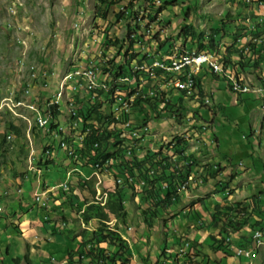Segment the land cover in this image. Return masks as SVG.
Instances as JSON below:
<instances>
[{
    "label": "rangeland",
    "instance_id": "1",
    "mask_svg": "<svg viewBox=\"0 0 264 264\" xmlns=\"http://www.w3.org/2000/svg\"><path fill=\"white\" fill-rule=\"evenodd\" d=\"M244 2L199 0L195 7L189 9L171 5L159 9L160 3L157 0H119L117 4L102 5L101 8L107 10V17L101 19L97 15L96 0H23L19 13L18 5L13 6V0H0V100L12 97L28 103L36 102L38 110H43L47 102L55 99L57 82L74 68L95 63L99 78H104L101 65H104L106 54L114 60L115 68L124 53L125 58L135 53V58L140 59L144 55L158 57L162 54L173 55L183 50L196 49L217 51L222 59L226 57L230 60L228 65L234 69L235 75H242L243 83L248 82L252 87L259 86L258 82L264 75V54L258 53L260 56H257L244 49L247 54L242 59L243 66H239V50L244 48L248 41L264 43V23H255L257 15L264 16V4L258 0ZM10 6L14 9L11 10ZM17 13L25 17V20L20 19ZM247 18L255 24V29L247 30ZM186 24L200 36L192 43L186 41L185 35L180 33ZM129 38L134 40L133 43L130 44ZM113 42L117 44L111 45ZM172 60L181 59L175 57ZM130 64L136 66L134 62ZM31 65L34 66L32 74L33 68L29 67ZM153 66H164L165 71H174L173 64L172 67H167L164 62H154ZM221 71L219 66L218 72ZM91 74L89 71L86 76L90 77ZM260 75L262 77H259ZM219 76L218 78L216 75H205L200 83V92L193 98L180 97L165 81L156 84L145 83L147 90L157 86V100H168L169 106L167 110L158 113H155L154 109L150 110L153 117L148 119L149 132L141 143L142 152H161L165 157H171V146L180 138L184 140L182 146L186 156L191 155L195 163H191L192 171L184 187L178 190L176 203L155 218L151 228L147 227L142 218V211L146 207L145 204H138L140 196L134 195L129 199L125 196L127 222L133 227L134 233L129 232L133 233L132 235L138 234L135 239L137 243L129 242L138 264H142L141 261L147 257L158 264H172L175 253L174 238L171 235L175 233L177 237L180 235V238H184V243L192 241L191 236L201 230L199 235L202 241L199 246L207 251L210 247H215L209 235L215 237L222 222L211 225L208 220L216 205L238 202L249 204L256 194L260 195L261 204H264V104L257 101L247 110L246 105L237 99V94L230 92L223 76ZM94 79L96 81V72ZM108 80L109 78L104 82ZM104 82L99 83V89L108 91L109 87L105 88ZM127 84L128 76L117 78L110 87L114 88V96L112 92L110 98L117 103L120 100L116 99L118 97L122 100L126 98L125 100L130 102L128 100H131L132 96H126L122 89V86ZM65 87L63 104L60 105L61 121L68 117L69 102H72L76 110L88 104L86 91L73 88L72 82H68ZM244 97L242 95L240 99ZM96 98L104 101L105 97L100 93ZM107 101L109 104L105 106L104 103L102 108L109 114L115 109V105L111 106L110 101ZM122 106L121 104L119 109L120 116L127 114L130 109ZM157 106L161 108L159 102ZM16 110L19 112L18 116L5 113L0 118V237L4 236L5 232L12 250L9 255L1 251L3 264H17L11 257L14 254L13 246L19 248L20 245V259L23 260L24 257V242H21L23 237L6 224L3 221L5 218L2 217L9 210L11 200L17 196L24 198L25 203L21 211H24L28 204L33 208L34 193L45 189L42 180L59 184L64 173L63 169L58 168L59 164L70 168L75 166L67 163L68 160L65 161L68 159L65 152L59 149L58 156L61 158L55 157L50 167L44 168L42 165L45 160L41 155L45 150L57 149L58 140L52 138L54 140L51 141V134L44 135L36 127L35 112L25 106H19ZM115 114L114 117H118V114ZM139 115L140 113L133 110L129 118L133 121L135 117V124H140ZM238 117L245 120L242 121ZM129 124V120H124L121 126L124 130L132 131L127 126ZM62 125L66 128L65 141L71 147L76 146L73 141L81 134L83 122L79 121L77 128L73 127L70 120ZM133 132L135 138L143 135L135 129ZM31 149L33 155L29 162ZM181 157L176 156L172 161L180 162ZM59 159L61 161L58 166L54 165ZM134 190L139 188L135 187ZM75 194L79 198L88 196L92 199L89 189H79ZM46 196L50 197L46 201L47 206L41 208L50 212L49 208L55 206L51 212L57 213L59 209L56 206L59 204L52 199L54 193L47 192ZM193 202L196 203L193 205ZM249 206L251 205L247 208H251ZM61 216L55 218V221L61 222ZM77 222L80 223L79 219ZM82 222L80 225L90 229H83L87 232H91L95 227L93 222ZM248 228L249 225L243 229ZM78 231L79 229L76 230ZM129 235L126 234L127 237ZM139 236L142 237L140 241ZM247 237L246 234L242 237L244 243H247ZM165 245L164 254L161 249ZM201 249L199 257H203V261L198 259L201 263L206 264L212 260L218 264L213 258L214 251L207 259ZM218 251L221 249L216 252ZM138 254L140 257L136 256ZM30 255L33 264H40L39 259L43 257L38 251L32 250ZM53 255L58 258L56 253ZM261 255L263 256V253ZM48 257L49 255L44 256L46 259ZM179 258L182 263V257ZM195 262L192 260L191 264ZM229 262L225 260L224 264Z\"/></svg>",
    "mask_w": 264,
    "mask_h": 264
},
{
    "label": "trees",
    "instance_id": "2",
    "mask_svg": "<svg viewBox=\"0 0 264 264\" xmlns=\"http://www.w3.org/2000/svg\"><path fill=\"white\" fill-rule=\"evenodd\" d=\"M96 1L98 3L96 10L97 15L101 19H106L107 17V10H105V8H101L103 4L110 5L119 3V0ZM157 1L160 3L159 9H165L170 5L189 9L191 7H195V5L199 3V0ZM258 1L264 3V0ZM184 12L186 13L187 11ZM221 29L226 31L223 28ZM180 33H183L185 35L186 41H189L190 43L196 40V38L199 39L200 37L199 35L195 34L194 30L191 29L189 24H186ZM129 40L130 44L134 41L130 38ZM112 44L116 45L117 43L113 42L111 45ZM200 45H202V42ZM260 45L262 46H258L257 43L249 42L248 52L254 53L255 55L258 53L264 54V43H261ZM212 51L216 52L215 50ZM243 53V50L240 49L239 55L241 62L239 63V66H243L244 64L242 60L244 58ZM131 54L129 57L125 58L126 53H124L121 63L118 62L115 68L114 60L110 59L108 54H106L104 57L108 59L106 62H108L110 69L115 71L114 75H121L122 73L131 72L132 67L130 62L134 61V59H136L135 57H137V54ZM258 56H260V54H258ZM143 58L145 59L144 56ZM137 60L138 64H140L141 59ZM229 61L230 60L224 57L225 64H229ZM225 64L224 67H226ZM103 68L104 70L109 69L107 66ZM135 75H137V72H135ZM217 77L219 76L217 75ZM235 78L238 79L236 76ZM193 80L194 85L197 86L198 92H200L201 84L197 79L195 80V78H193ZM227 80L229 86L231 87L232 85L230 80L228 78ZM258 84H263V80L259 81ZM122 89L125 93L128 92L127 87L125 88L122 86ZM98 93L100 94V92ZM133 95L134 94L131 96ZM182 95H185L184 91L180 93V97H182ZM242 95L245 97L240 99ZM189 97L193 98L195 97V94L193 93L192 95H189ZM237 99L240 103L246 105L245 107L247 110L251 109V107L254 106L257 101H263L262 97H259L258 94H255L254 92H247L246 94L238 93ZM98 100V98L91 100L89 99L88 104L77 111V116L82 119L84 127L87 126V121H91V124L88 125L90 127L89 131H86L85 128L82 129V131L85 132V136L79 148L77 156L79 159L78 161L84 162V167L99 163L101 167L104 166L106 169L112 170L114 175L125 174L127 175L125 182L126 184L119 185L116 182H105L104 189L108 194V198L104 205L96 204L93 201L89 204H86V197H82L83 202H81V204H77L78 211L82 210L83 205L86 204L81 213V219L85 223L93 222L95 228L91 232L84 230L81 233V240L78 243V247L74 250H68L65 264H138L136 259L133 258L132 254L129 253V244L124 239H122L120 234L117 232V226L114 227V230L110 229L107 222L110 221L111 218H115L116 220L125 223V218L127 216V211L124 204L125 196L129 198V196L131 197L136 194L140 196V203L138 204H145L146 208L142 211L143 220L145 221V224L148 226V228H151L154 223L153 220L157 218L162 212H165L168 207L173 206L178 200L179 194L177 192V188L185 183L186 178L192 171V166L194 165L195 160L193 161L191 155L186 156L184 151L185 148L182 146L184 140L180 138L177 139L176 142L171 146V157H165L161 152H157L156 154L144 152L141 156H139L136 155L134 151H132L133 156L129 159H126V150L125 148H122V146H125V142L117 139L119 134L113 130V128L111 129L109 127L110 124L115 120L111 119L110 114L104 112V108H102V106L105 100H100V102H98ZM157 102L163 103V106L158 108ZM133 105H136L135 110L140 113V116L142 117L141 123H144L147 122L151 116L153 117L150 110L154 109L155 113H158L162 110H167L169 102L168 100L165 101L163 99L157 100V98L136 97L133 100ZM49 109L54 116L59 114L57 105L50 106ZM238 118L242 119L241 117ZM104 119L105 121L102 122ZM244 120L245 119H242V121ZM10 127L14 128L12 125H10ZM95 143H97V146L94 145ZM56 150L57 149H54L49 153V157L45 159L44 167L49 168V165L55 161L54 158L58 157L59 152ZM176 156H182L179 160L180 162L172 161V159ZM71 160L75 162V159L71 158ZM93 181L94 179L86 180L81 176H78L76 182L70 184L68 189H59L58 198L62 200L63 204L71 207L73 205L71 199L75 196L73 191L76 188L79 187L82 190L89 189L90 195H94ZM160 183L165 184V186L160 185ZM135 185H140L139 190H134ZM248 203L251 205L249 206L251 208H247L249 204H246L245 202L234 203L235 206L234 204L227 203H224L223 206L216 205L215 210L210 213L211 219L209 220V223L211 225H218L222 222L221 230L219 232L220 234L227 232V227H229V229L235 233L243 231L244 226L249 225V230L247 232H243L248 234V236L250 235L251 231H254L257 228L261 230L264 229V226H261V223L264 220V204H261L262 202L260 201V195H254L252 197V201ZM12 227L15 229L16 226L12 224ZM201 227H203V225H201ZM60 231V228L55 229L53 226V233H60ZM244 235L245 234H241L242 237ZM210 238L215 244V247L211 249L214 251L219 249L226 251V246L223 245L224 238L221 237L220 239H217L214 236H210ZM189 242L190 246H188L187 249L191 251V255H188L185 252V254L188 256L186 263L191 264V261L193 260L196 261L195 264H205L201 263L199 260L197 261V259L200 258V240H193ZM179 244L180 241L175 240L174 247L177 250L175 251L176 258H178L179 255H183L182 253L178 252L180 249ZM136 256L140 257L139 254ZM204 258L208 259V254H205ZM150 261V258L147 257L141 262L142 264H158L157 262Z\"/></svg>",
    "mask_w": 264,
    "mask_h": 264
},
{
    "label": "clouds",
    "instance_id": "3",
    "mask_svg": "<svg viewBox=\"0 0 264 264\" xmlns=\"http://www.w3.org/2000/svg\"><path fill=\"white\" fill-rule=\"evenodd\" d=\"M245 2H251V1H256V0H244ZM21 2H23V0H21ZM244 2V3H245ZM260 2V1H259ZM262 4H264V3H262ZM22 6V5H21ZM21 6H19L18 7V13H19V10H20V8H21ZM18 13H17V15H18ZM19 16V15H18ZM20 17V19H22V18H24L23 20H25V17H23V16H19ZM246 21H248V23H247V30H253V29H255V24L249 19V18H247L246 19ZM23 23L25 22V21H22ZM256 24H260V23H264V16L262 15V16H259V15H257V17H256V22H255ZM249 42H251V41H248L245 45H244V48H240L241 50H243V52H244V49L245 50H247L248 49V43ZM252 43H257L256 42V40L255 41H253ZM257 45L259 46L260 44L259 43H257ZM243 46V45H242ZM196 51L197 52H199L200 50H197L196 49ZM201 51H203V50H201ZM204 51H210V52H214V51H212V50H204ZM214 53H216L218 56H219V58H221V60L223 61V68L224 69H227L228 71H230L234 76H236L241 82H242V75L240 74L239 75V73H237V75H235V71H234V69L233 68H231L230 67V65H228L227 63L225 64V62H224V58L222 59V57L218 54V52L216 51V52H214ZM244 54V58L246 57L245 55L247 54V53H243ZM257 56H258V54H256ZM144 57H145V59L142 57V58H140L141 59V62L143 61V60H146L147 58H150V56H148V55H144ZM239 57H240V55H239ZM152 58V57H151ZM243 58V59H244ZM240 59V58H239ZM107 61H108V59H106ZM106 60H104L103 61V64L104 65H101V68H102V73L103 74H105L104 76H105V80H107L108 78H109V80L108 81H106L105 83L108 85V86H110L111 85V83H112V81L118 76V75H114V70H111L110 69V67H109V65H108V62H106ZM135 61H132V62H135V63H138V60H137V58L136 59H134ZM232 62V61H231ZM119 63H121V58H120V60H119ZM131 63V62H130ZM224 64H225V66L226 67H224ZM117 65V64H116ZM131 65V64H130ZM89 66H91V67H93V68H96V65H95V63L93 64V65H90V64H87L85 67H80V68H74L73 70H76V69H84V68H89ZM105 66H107V68H109L108 70H104V68L103 67H105ZM238 66V65H237ZM132 67V66H131ZM238 69H240V67L238 68ZM73 70H71V71H69V72H67V73H65V75H67V74H69V73H71V72H73ZM237 72H238V70H237ZM155 73L160 77V73H159V71H155ZM123 75H130L131 77H134V81H133V83H132V85H131V87H129V84H127L126 85V87L127 88H129L128 89V92L126 93V96H128V97H130L132 94H134L135 92H137V91H139L140 92V94L138 95V96H136V95H133L132 97H131V100H130V109L128 110V112H127V114H122L120 117H119V119H115L114 118V116H113V112H114V109L112 110V112H110L109 114H110V117H111V119H113V120H115L114 122H112L111 124H110V128L112 129L113 128V130H115L118 134H119V136L117 137V139H120V140H122V141H124L125 142V146H122V148H125V154H126V159H129V158H131L132 156H133V153H132V151H134V153L136 154V155H139V156H141L142 155V153H144L145 151H143L142 152V145H141V143H142V141L145 139V136L148 134V132H149V129H148V121L147 122H144V123H141L142 122V117L139 115V117H140V119H141V121H140V124H138V123H136L135 124V122H134V120H135V117H134V120L132 121V120H130V118H129V115H131L132 114V111L133 110H135V107H136V105H133V100H134V98H136V97H141V98H147V97H150V98H157V91H158V89H157V86H156V88H154V89H148L147 90V88H148V86H147V84H145V83H149V84H151V83H162V82H167L168 81V78H170V77H167V78H164V77H160L158 80H153V79H150L149 77H148V75L145 73V72H140V73H137V75H135V72H132V70H131V72H128V73H122ZM121 74V75H122ZM207 75V74H210L211 76L213 75V74H215V73H212V72H208V71H204L203 73H202V77L198 80L199 81V83H201L202 81H203V78H204V76L205 75ZM64 75V76H65ZM139 75H141V77H139ZM216 76L218 75H220V74H215ZM221 75L224 77V80H226V82H227V85H228V89H230V86H229V84H228V80H227V78H226V76L224 75V74H222L221 73ZM238 75L240 76V78L238 77ZM63 76V77H64ZM263 76V77H262ZM260 75L259 77H262L263 79H261V80H263V84H264V75ZM63 77L60 79V80H62L63 79ZM220 77V76H219ZM218 77V78H219ZM60 80L57 82V86H56V92H55V99H53L52 101H49V102H47L46 103V105L44 106V109L43 110H38V108H37V103L36 102H25L24 100H21V101H23L24 102V104L25 105H18L17 107H15V109L16 108H18L19 106H25V107H27V108H29L28 106H26L27 104H33L34 105V107H35V110H33V109H30V110H32L33 112H35L36 113V115H35V125H36V127L45 135V134H51V137L49 138V139H51V141H53L54 139H52V138H57V140H58V148H57V150H58V152H59V149L61 150V151H64L63 149H61L60 148V143L62 142V141H64L66 144H67V142L65 141V134H66V128L65 127H63V125H62V123H65L67 120H70V121H72L73 123L74 122H76V125H77V123L80 121V122H82V119L80 118V117H78L77 116V111L79 110V109H82L83 107H81V108H79V109H77L76 110V108H74L75 109V115L73 116V117H70L69 116V113H68V117L67 118H64V119H62V121L61 120H59V117H60V105H61V103L63 104V93H64V89L66 88L65 86L68 84V82H72V84H73V88H77L78 90H83V91H86V93H87V95H88V100L90 99H96V97L99 95V93L98 92H100L102 95H103V97H105L104 98V100H105V102L104 103H106L105 104V106L107 105V104H109V102L107 101V100H109L110 101V105L111 106H114V100H113V98H110L109 97V95L114 91L112 88H109L108 89V92H105V91H103V90H88L86 87H85V81H84V79H83V77H79V76H73L71 79H69V80H66V82H65V84H64V89H63V91H62V94H61V97L58 99V101L56 102V103H52V104H50L51 102H54L56 99H57V94H58V92H59V82H60ZM261 80H259V81H261ZM243 83V82H242ZM244 83H248V82H244ZM259 83V82H258ZM148 84V85H149ZM250 84V83H249ZM251 85V84H250ZM259 85H262V84H259ZM81 86H83L82 88H80ZM170 89H173V90H175L176 92H178L179 94L182 92V91H184V90H178V89H175V88H173L172 86H170L169 87ZM154 91V95H150L149 94V92L150 91ZM196 90H197V86H196ZM230 92H232L231 91V89H230ZM184 93H185V95H182V97H185V98H187V97H189V95H192L193 93L195 94V95H197L199 92H198V90H197V92H192V93H190V94H187L185 91H184ZM232 93H234V94H240V92H232ZM241 94H246V93H241ZM256 94V93H255ZM259 97H262V100L263 101H261V103H263L264 104V99H263V97H264V95H262V96H260V95H258ZM122 97H124L125 98V96L124 95H122ZM12 98V97H11ZM126 99V98H125ZM13 100L14 101H18V100H16L15 98H13ZM1 101V100H0ZM98 102H100V100H98ZM55 105H57L58 106V111H59V114L57 115V116H54L53 115V113L51 112V110L49 109V107L50 106H55ZM67 106H68V108H69V103L67 104ZM159 106L160 107H162L163 106V103H160L159 102ZM6 112H2V113H0V118H1V116L3 115V114H5V113H8V114H12V115H14V116H18L19 115V112L16 110V112L18 113L17 115H15V114H13L8 108H6ZM69 112V111H68ZM38 113H40L42 116H47L48 114H49V122H48V125H47V127L46 128H40L38 125H37V123H36V118H37V115H38ZM121 119H124V120H129L130 121V124L132 125V129H138V130H142V133H143V135L141 136V137H138V138H134V139H130V138H128L127 137V135L126 134H123V136H121V131H120V125H121V123H122V121H124V120H121ZM105 121V119L102 121V122H104ZM134 122V123H133ZM89 124H91V121H87V126H83L82 127V129H84L85 128V130L86 131H89L90 130V127L88 126ZM76 125H74L73 124V127L75 128L76 127ZM60 127H62V129L60 130L59 128ZM65 129V130H64ZM146 129V130H145ZM81 137V139H79L78 137ZM78 137H77V139L76 140H74L73 142H74V145H76V146H74V147H77V156H78V152H79V148H80V146H81V142L83 141V139H84V136H85V132L84 131H82L81 130V134L79 135ZM68 145V144H67ZM95 146H97V143H95L94 144ZM69 147H71L70 145H68ZM56 150V151H57ZM128 150H130L131 151V154H128L127 153V151ZM137 150H140V152H137ZM50 152H52V150L51 151H49V150H45L44 152H43V154L41 155L42 156V158L45 160L46 158H48L49 157V153ZM65 152V151H64ZM65 156H66V158H68L70 161H71V164H74L75 166L74 167H72V168H78V169H80V171H73L72 172V177L71 178H69L68 179V182H67V188H64V189H68L69 188V186H70V184H72V182H70L73 178H75V182H76V180H77V178H78V176H81L83 179H86V180H88V179H94V185H93V189H94V195L92 196V199H91V197H90V199L88 198V196H86V201H87V203L86 204H89V203H91L92 201L93 202H95L96 204H99V203H97L96 201H95V193H96V188H95V185H96V181H97V177H95V176H91L90 178H85L86 176H90L91 174H92V172H93V165H90V166H88L89 168L91 167V171L89 172V173H87V174H85L84 173V171L82 170L83 168H85L84 167V162H82V161H78L79 159H78V157H77V160H75V162L73 161V160H71V157L70 156H67L66 155V152H65ZM111 162V161H110ZM112 162H114V161H112ZM56 163V162H55ZM55 163H54V165H55ZM43 167H44V164L42 165ZM44 168H46V167H44ZM72 168H69V169H66L65 171H64V173H63V178L61 179V182L65 179V176H66V171H69L70 169H72ZM134 170H136V169H134ZM82 172V173H81ZM98 173L100 174V181H101V186H102V189L105 191V189H104V183L105 182H116L117 184H119V185H124V184H126L125 182H126V179H127V175H125V174H116V175H114V172H112V170H108V169H106L104 166L103 167H101V165H99V168H98ZM78 175V176H77ZM112 175V176H111ZM188 177H190V175L188 176ZM187 177V178H188ZM186 178V179H187ZM118 179H121V182H118L117 180ZM60 182V183H61ZM186 182V181H185ZM141 185V184H140ZM140 185H135V187H138V188H140ZM160 185H162V186H165V184H161L160 183ZM43 186H45V189H41L40 191H38V192H36V193H34V195L35 194H40V193H44V195L42 196V201L44 202V205H42V203L40 204V203H38L36 200H35V197H34V201H35V203L36 204H38L40 207H46L47 205H46V201H47V199H49V197H47L46 196V194H47V192H49V191H52V190H54V189H57V192L59 191V189H61V188H63V187H61V186H59V184H51L50 182H48V181H45V180H43ZM184 187V184H182L180 187H178L177 188V192H178V190H180V189H182ZM46 188H51V189H46ZM79 188V187H78ZM79 189H81V188H79ZM75 191V190H74ZM73 191V192H74ZM106 192V191H105ZM107 193V192H106ZM75 194V193H74ZM226 194V193H225ZM79 195H80V192H79ZM227 195H228V193H227ZM75 196H77V198H79V196L78 195H76L75 194ZM134 196V195H133ZM137 196H139V195H136L135 194V197H137ZM81 197V196H80ZM130 197V196H129ZM132 197V196H131ZM82 198V197H81ZM107 198H108V194H107ZM107 198H106V202H107ZM83 199V198H82ZM127 199H129V198H127ZM83 202V201H82ZM105 202V203H106ZM104 203V204H105ZM126 203V200H125V202H124V204ZM85 204V205H86ZM103 204V205H104ZM227 204H234V203H227ZM85 205H83V207H82V210H80V211H78V212H80V217H81V213H82V211H83V208H84V206ZM101 205V204H100ZM193 205H194V203H193ZM234 206H235V204H234ZM128 214V213H127ZM209 217H210V214H209ZM45 218H46V216H45ZM126 218H127V216H126ZM125 218V219H126ZM143 218V217H142ZM211 219V218H210ZM209 219V220H210ZM82 220V219H81ZM208 220V221H209ZM83 221V220H82ZM201 219H200V223H201ZM207 222V221H206ZM203 223V222H202ZM107 224H108V227L110 228V229H113L114 230V227L115 226H117V228H118V233L120 234V236H121V238L122 239H124L126 242H127V239L126 238H128L127 236H126V231H129V226H131L130 224H127V227L125 228L126 230H123L124 229V224L121 222V221H119V220H116L115 218H111V220L110 221H108L107 222ZM109 224H112V226H109ZM208 224H210L209 222H208ZM202 225V224H201ZM261 226H262V223H261ZM148 227V226H147ZM218 228V227H217ZM120 229L122 230L121 232L122 233H120L119 231H120ZM215 230H217V229H215ZM220 230H221V227H220V229L218 230V234L216 235V234H214V235H216L215 237L217 238V239H220L221 237L222 238H224V241H223V245L224 246H226V251H222L221 250V252H222V257H224L225 258V256H232V257H234V258H238V259H241V260H244V261H246L247 262V264H255V261L256 260H258L259 259V255L261 254V253H263L264 254V252H263V249H264V229H259V228H257V229H255L254 231H251L250 232V235L247 237L248 239H246V242L247 243H244L243 242V239H242V237H241V234H246V233H243V232H247L248 230H249V228H248V230H244L243 229V231H240V232H232L230 229H229V227H228V229H227V232H223V233H219L220 232ZM164 231H166V229H165V224H164ZM201 231V230H200ZM256 231H261V233H262V236L259 238V240L262 242V245H260V246H256V240L253 238V234H254V232H256ZM167 232H168V230H167ZM173 233V232H172ZM125 236L126 238H123V236ZM246 235H248V234H246ZM172 237L174 236V238L176 239V240H179L180 241V248L182 247L183 248V251L184 252H180L179 250H178V252L179 253H182L183 255H179V257L181 256L182 257V259H183V262L181 263L180 262V260H178L177 258H176V256L174 257V259H173V263L172 264H187L186 263V261H187V255L185 254V252L188 254V255H191V251H189L187 248H188V246H190V242L189 241H185L184 243H182L183 242V240L182 239H184V238H180V235L177 237L176 236V233L173 235H171ZM209 236H213V235H209ZM202 238V237H201ZM201 238L199 237L197 240H194V241H198V240H200V242H201ZM192 239V241H193V238H191ZM128 243V242H127ZM129 244V243H128ZM175 244V243H174ZM174 244H173V247H174ZM201 244V243H200ZM130 245V244H129ZM261 246H263V247H261ZM201 247L202 246H200V249H201ZM237 248H244V249H249V250H255L256 252H257V256L255 257V258H246V257H242V256H237L236 255V249ZM261 248H262V250H261ZM202 249H204V247H202ZM201 249V250H202ZM164 250V249H163ZM165 250H166V248H165ZM164 250V251H165ZM204 250H206V249H204ZM209 250H211V253H212V251H214L213 249H211V247L209 248ZM163 251V252H164ZM175 251H177L176 250V248L174 247V253H175ZM203 251V250H202ZM177 252V253H178ZM214 252H216V251H214ZM227 252V253H226ZM203 253H205L204 251H203ZM206 254V253H205ZM171 255V254H170ZM169 255V256H170ZM209 257H210V255H209ZM201 258H203V257H201ZM135 259V258H134ZM197 261H198V259H197Z\"/></svg>",
    "mask_w": 264,
    "mask_h": 264
},
{
    "label": "crops",
    "instance_id": "4",
    "mask_svg": "<svg viewBox=\"0 0 264 264\" xmlns=\"http://www.w3.org/2000/svg\"><path fill=\"white\" fill-rule=\"evenodd\" d=\"M66 160H68L67 163L71 164V161L69 159H65V161ZM59 161L61 160L59 159L58 161H56L55 163L56 166H58ZM58 168L63 169V171H65L70 167H68L67 165L62 166L59 164ZM82 170L84 171L85 174H87L91 171V167L90 168L85 167ZM37 180H39V178ZM70 182L75 183V178H73ZM46 189H51V188H46ZM77 190L79 191V188H76L74 193H76ZM49 192L54 193V198L52 199L55 200V203L59 204L56 206L59 209L57 213L60 212L58 215H55L57 213L51 212L54 211L53 208H55V206H52L50 208L48 207L50 211L48 212L47 210L41 208L38 204L34 203L35 201L33 202V208L32 207L30 208V205L28 204L29 206L27 205V208L24 211H21L23 209L25 201H23L24 198H20L19 196H17L13 200H11L8 207L9 210L4 214V216H2L5 218V220L3 221H5L6 224H9L10 227L12 226V224H14L16 226L14 231H17L18 233H20V236L23 237V241H21L24 242L22 248L24 250L23 260L20 259V256H22V254L21 255L19 254L20 245L19 248L18 246L17 248H14L13 246L14 254H12L11 257L13 260L17 262V264H33L30 255V251L32 250L38 251L40 255H42L43 258L39 259L40 264H65L68 250H74L78 247V243L81 240V233L84 231L83 229L90 230L88 227H85L82 224L80 225V223L83 222L80 217V212L77 211L78 210L77 204H81L82 198L77 199V197L74 196L71 199L73 203L71 207L66 206L65 204L63 206L62 200L58 198L59 194L57 192V189H54ZM59 216H61L62 219L61 222L55 221V218ZM78 219L80 223L77 222ZM123 224L125 226L123 230H126L125 228L127 227V224H129L127 222V218L125 219V223ZM53 226L55 227V229L60 228L61 230L60 233H53ZM77 229H79L78 232H76ZM121 231L122 230L120 229L119 232L122 233ZM129 231L133 232V227L129 226ZM129 231H126L127 234H130L129 237L126 238L125 236L122 235L123 238H126L128 243L130 241L136 242L135 239L138 237V234L132 235L134 232L131 234ZM199 233L200 231L196 235L191 236L193 240H197L201 236L199 235ZM140 238L142 237L139 236L138 239L139 241ZM175 240L176 239L174 238V243ZM8 241L9 240L4 232V236L0 237V264H3V260H4V258L1 255V251H5L7 255H9L10 251H12ZM165 248L166 245L164 246L163 249ZM202 250L205 251L206 254L212 255L211 250L209 249L208 251L204 249ZM138 252L142 253L141 250H138ZM165 252L166 251H164L163 253L165 254ZM55 253L58 255L57 259L53 255ZM129 253L132 254L134 258L131 249H129ZM218 253L214 252V257H213L218 261V264H224L225 260L230 261L229 264H234L236 262H238L239 264H247L246 261L238 258H234L232 256H225L224 258L222 257L221 251L220 252L218 251ZM48 255H49L48 259L44 258V256H48ZM146 256L147 255H145V257ZM259 256L260 257L258 260L255 261V264H264V254L263 256L261 254ZM177 259L180 260L179 257ZM206 264H217V263L210 260Z\"/></svg>",
    "mask_w": 264,
    "mask_h": 264
},
{
    "label": "bare ground",
    "instance_id": "5",
    "mask_svg": "<svg viewBox=\"0 0 264 264\" xmlns=\"http://www.w3.org/2000/svg\"><path fill=\"white\" fill-rule=\"evenodd\" d=\"M18 41L20 42L19 39H18ZM194 51H195V53H202V56H209V55H212V54H216V53L210 52V51H199V52H197L196 50H194ZM176 54H179V55H176ZM176 54L170 55V60H172L175 57L178 58V59H181V60H188V59L193 58V50H183V51L178 52ZM174 55H176V56H174ZM216 56H217L218 60L221 61V63H219V66L221 67L222 71L218 72L219 71L218 69H214V70L211 69V72L215 73V74H221V73L224 74L226 76V78H228L230 80V82H231L232 86L230 87V89H231L232 92L247 93L248 89L250 91H257V86L252 87L249 83H240L239 80L236 79L235 76L230 71H227V69L223 68V61L221 60V58H219V56L217 54H216ZM159 60H169V55L162 54L161 56H159ZM154 62H158V61H148V58H147L146 60H143L140 64L137 63L135 67L132 66L133 67L132 68V72H137V73L145 72L147 75H149L150 72H154V71H159V73H174L173 70L165 71L164 66H162V68H160V66H158V67L153 66ZM164 63L166 64L167 67H172V63L171 62H164ZM173 67H174V65H173ZM94 69L97 70L96 68H94ZM95 70H92L91 68L82 69V77L87 79V82H85L86 83L85 87L89 91L91 90V86H95V83H96V81L94 79ZM185 70H186V63H179V64L175 65V73H184ZM89 71L92 72L90 77L86 76V73L89 72ZM32 76H34V75H32ZM73 76H79V71L78 70H73V72L65 75L63 77V79L60 80V82H59V92L57 94V99L54 102H51L50 104L56 103L58 101V99L61 97V94H62V91L64 89V84H65L66 80L71 79ZM121 76H128V75H123V74L122 75H118L112 81L110 86H108L104 81H100V82H104L106 84L105 88L106 87L110 88L113 85L114 81H116V79L121 77ZM160 77H161V75H160ZM160 77L157 74H153V80H158ZM201 77H202L201 65H193V74H187V81H192L193 82V88H196V86L194 85L193 78H195V80L196 79L199 80ZM172 87L175 88V89L181 90V85H174ZM235 87H237V88H235ZM112 89L114 90V88H112ZM94 90H103L105 92H108L105 89H94ZM139 93L140 92L137 91V92L134 93V95L137 96V94H139ZM190 93H192V92H187V94H190ZM112 96H114V91L112 93ZM109 97H110V95H109ZM116 99H120L119 101H126L125 99L122 100L119 97L116 98ZM128 101H130V100H128ZM113 104L115 105V108H116L117 102L114 101ZM122 105H123L122 108L123 107L130 108V102H127V104H122ZM68 111H69V116L70 117H72L73 114L75 115V109L73 107L72 102H69ZM114 115H116L115 112H113V116ZM119 116H120V114H119ZM114 118L118 119V117H114ZM46 121L49 122V114L46 116ZM36 123L39 126V116H37V118H36ZM126 124H127V122H126ZM127 126L130 127V124L127 125ZM59 129L61 130L62 127H60ZM119 129L120 130H124L121 125H120ZM135 130H138V129H135ZM129 131L128 130H124V134H126L128 138L134 139L135 137L133 136V134L135 132H133V131L129 132ZM138 131H140L142 133V130H138ZM78 138L81 139L80 136ZM60 148L63 149L66 152L67 156H70L71 158L75 159V149H76V147H69L64 141H62L60 143ZM137 152H140V150H137ZM127 153L131 154V151L128 150ZM32 155H33V151H31V160H32ZM94 168H99V163H95L94 164ZM73 171H79V169L77 167L76 168H72L69 171H66V173H72ZM117 181L121 182V179H118ZM100 183H101L100 177H97V181H96V185H95V188H96V193L95 194H100L103 191L102 186H101ZM59 186H61L63 188H67L66 176H65V179L61 183H59ZM43 194L44 193L42 192L40 194H35V195H42L43 196ZM106 198H107V193L104 191L103 199H97L95 201L97 203L103 205L106 202ZM42 205H44L43 201H42ZM261 236H262V233H261V231H259V237H255L254 238L256 240V246L262 245V242L259 240V238ZM179 251L182 252L183 248L181 247ZM256 256H257V252L255 250H252V258H255Z\"/></svg>",
    "mask_w": 264,
    "mask_h": 264
},
{
    "label": "built area",
    "instance_id": "6",
    "mask_svg": "<svg viewBox=\"0 0 264 264\" xmlns=\"http://www.w3.org/2000/svg\"><path fill=\"white\" fill-rule=\"evenodd\" d=\"M13 4H14L13 6L18 5V7H19L22 5V2H21V0H13ZM10 9L13 10L14 8L12 6H10ZM148 61L171 62L174 65V73H160L161 77H164V78L170 77V78H168L167 84L169 86L181 85V90H184L186 93L187 92H197L196 88H193V82L187 81V74H193V65H201V73H203L205 70L208 72H211V69H218L219 70V63H221V61L218 60L216 54H212L209 56H202V53H195L194 50H193V58L188 59V60L173 61V60H170V55H169V60H159V56H158V57H152V58L150 57V58H148ZM19 63L22 64L20 60H19ZM179 63H186V70L184 73H175V65H177ZM135 64H137V63H135ZM29 67L33 68V70H31V74H32L34 71V66L31 65ZM89 68H91L92 70H95L91 66H89ZM76 70L79 71V77H82V69H76ZM95 72H96V83H95V86H91V90L99 89L100 81H105V76H104V78L101 79V78H99V73L97 72V70H95ZM153 74H156L155 71L150 72L148 77L150 79H153ZM128 77H129V86H131L133 81H134V77H131L130 75H128ZM83 79L85 82H87L86 78L83 77ZM239 82L242 83L240 80H239ZM124 87L126 88V85H124ZM248 92H254V93L261 96L264 94V84L257 86V91H250L248 89ZM149 94L154 95L155 93H154V91L151 90L149 92ZM121 104H127V101H119L117 103L116 108L114 109V112L118 114V119H119V109H120ZM18 105H25V104L21 100L14 101L13 98H11V97H5L0 101V113L6 112L7 111L6 108H8L13 114L17 115L18 113L16 112L15 107H17ZM26 106H28L30 109L35 110V107L33 104H27ZM37 116H39V127L40 128H46L48 125V122L46 121V116H42L40 113H38ZM73 116H74V114L72 115V117ZM73 124L76 125L75 122ZM130 128L132 129L131 124H130ZM120 131H121V136H123L124 130H120ZM132 131H133V129H132ZM76 150H77V147L75 149V160H77V151ZM31 151H33V149H31ZM31 151L29 154V162H31ZM79 171H80V169H79ZM91 176L100 177V174L98 173V168H94V164H93L92 174L90 176H86L85 178L88 179ZM71 177H72V173H66V185H67L68 179ZM103 193H104V190L100 194H95V200L103 199ZM34 197L38 203H42V195H34ZM255 237H259V231L254 232L253 238H255ZM182 252H184V251H182ZM235 253L237 256L252 258V250H249V249L247 250L244 248H237Z\"/></svg>",
    "mask_w": 264,
    "mask_h": 264
}]
</instances>
